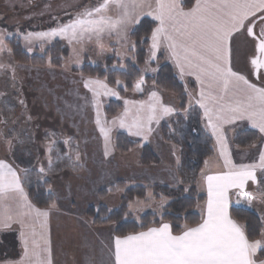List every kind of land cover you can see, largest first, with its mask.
<instances>
[{
  "label": "snow or ice",
  "instance_id": "snow-or-ice-1",
  "mask_svg": "<svg viewBox=\"0 0 264 264\" xmlns=\"http://www.w3.org/2000/svg\"><path fill=\"white\" fill-rule=\"evenodd\" d=\"M113 7L119 10L115 17L110 14ZM257 13L261 15L257 17ZM142 16L158 22L151 34L152 58L164 46L180 75L194 76L198 82V103L219 145L224 170L214 174L202 172L207 202L205 214L196 226L185 225L175 234L170 224L161 223L147 231L117 236L115 264H264V258L257 259L258 252L264 256V232L260 233L261 239H250L243 226L229 214L231 190L249 200L252 193L245 191L249 182L264 191V148L259 151V163H233L222 131L225 124L246 119L264 141V86L257 87L232 68L236 34L243 33L251 38V71L264 82V0H194L187 10L183 0H100L68 22L46 32H28L24 39L31 42L34 37L59 36L70 44L93 39L100 43L105 34L123 38L128 24L139 23ZM253 17L261 22L258 32L254 31ZM3 44L4 36L0 34V45ZM5 68L15 72L11 64L0 62V69ZM143 83L141 78L135 90L142 92ZM84 87L92 92L93 104H98L96 97L101 94L119 98L102 81L88 80ZM149 100V103L124 101L119 126L126 128L129 135L147 139L152 122L159 123L163 116L174 111L160 101L155 91ZM96 123L104 136L107 155L110 129L102 126L99 111ZM257 169L261 172L259 179ZM48 216L49 211H41L30 202L17 170L0 160V229L10 228L13 223L19 225L23 245L19 264H52ZM37 225L41 231H37Z\"/></svg>",
  "mask_w": 264,
  "mask_h": 264
},
{
  "label": "rangeland",
  "instance_id": "rangeland-1",
  "mask_svg": "<svg viewBox=\"0 0 264 264\" xmlns=\"http://www.w3.org/2000/svg\"><path fill=\"white\" fill-rule=\"evenodd\" d=\"M82 1L73 4L72 8L68 4L57 3L52 12L61 15L65 12V15H69L71 11L77 14L100 2ZM40 4L36 3L31 9L27 2L22 0H0V34L4 36V44L0 45V62L11 64L15 69L14 73L12 68L0 69V153L6 154L11 148L9 156H12L14 148L25 150L21 158L23 166L11 161L14 165L21 166L18 170L23 173L25 186L28 188L31 180L39 181L40 184L47 182V191L52 194L53 203L56 202L58 208L64 207L79 217L82 216L94 229L112 227L114 235L113 225H93L85 216L86 210L99 205H104L109 212L116 210L124 192L130 187L140 186L146 191L142 198H136L127 204L125 219L129 216L138 219L146 212L160 217L162 209L169 201L163 197L153 196L149 187L156 184L171 187L194 184L199 193L205 194L207 188L202 176H198V167H201V164L204 167H212L207 172L211 174L218 163L217 158L211 156L208 163V157L205 158L207 151L203 145L204 141L198 139L201 133L195 124L196 118L191 107L192 90L186 91L187 106L184 112L178 111V100L175 95L159 90L153 83L148 85L143 83L142 92L136 91L134 87L131 93L124 92L121 95L118 89L123 88V84L120 81L119 84L116 82L115 87H108L117 92L119 98L101 94L96 97L98 104H93L92 92L84 87V83L98 79L83 76L75 71L85 64L106 68L109 58L114 59L112 70H123L125 63L132 61L134 53L133 43L129 39L131 29L123 38H119L117 43L114 42V45L97 41L65 44L64 38L59 36L43 39L34 37L29 42L24 39L28 33H25L26 31L42 30L46 25L58 26L63 22L62 17L36 16L42 15ZM240 36L241 40L234 41L233 45L234 71L235 68L245 67L243 46H246L247 40L245 35ZM12 38L20 42L23 51L28 55L43 56L44 50L54 41L66 46L69 54L60 68L50 66L49 59L43 67L22 65L11 59L7 41ZM151 52L152 48L146 50V62L140 68L143 82L145 76L156 72V69L150 66L156 59L152 58ZM163 61L165 62L164 56ZM153 91L163 104L173 105L174 111L163 116L159 123L152 122L150 125L152 131L147 134V139L129 135L126 128L119 126V117L123 115L125 109L124 101L149 103ZM162 94L168 95L169 99L162 98ZM110 101L121 106V110L112 117L105 114ZM97 111L102 126L110 129L107 155L104 136L96 123ZM236 129L237 127L233 128L231 132L232 142ZM118 133H124L141 144L126 153H119L115 148ZM257 142H252L247 147L234 145L233 148L238 154L250 157L259 148L255 144ZM142 145L151 147L159 158L158 165L147 167L141 164ZM204 167L200 172H205ZM41 168L44 169L43 172ZM260 174L258 171V179ZM103 191L105 195L101 198ZM247 192L252 193V198L246 204L259 217L264 232V191L257 185L249 186ZM71 254L73 256L75 251Z\"/></svg>",
  "mask_w": 264,
  "mask_h": 264
},
{
  "label": "trees",
  "instance_id": "trees-1",
  "mask_svg": "<svg viewBox=\"0 0 264 264\" xmlns=\"http://www.w3.org/2000/svg\"><path fill=\"white\" fill-rule=\"evenodd\" d=\"M183 3L187 10V7L194 3V0H183ZM156 26L155 21L143 18L129 31V39L133 43L134 53L132 61L126 62L123 70H112L111 66L114 59L109 58L107 59L106 68L85 64L75 72L104 81L111 88L115 87L117 81H120L123 88L118 89L119 94L131 93L135 84L141 79L140 68L146 62V50L149 48L150 37ZM7 44L11 50V59L22 65L43 67L46 60L49 59L50 66L60 68L69 54L68 48L56 41L44 50V55L41 57L26 54L16 38L7 41ZM150 66L156 69V72L153 75L145 76L144 83L147 85L153 83L159 90L175 95L178 100V111L184 112L187 106L186 91L194 89L193 80L180 81L176 77L173 68L163 61L162 55H158L155 61L150 63ZM120 110L119 103L110 101L105 109V114L112 117ZM234 132V145H245L247 147L260 138L257 132L241 127H237ZM243 138L246 139L242 140ZM140 144V141L134 140L124 133H118L115 138V148L119 153H126ZM140 162L147 167L160 163L159 158L149 145L141 146ZM47 184V182L33 184L26 189L28 198L34 207L46 209L53 203L54 199L52 194L47 191ZM149 190L153 192L154 197H163L169 201L162 209L160 217L146 212L138 219H132L130 216L125 219L127 204L136 198H142L145 194L146 189L140 186L128 188L116 210L109 212L104 205H99L96 208L89 207L85 212V216L95 226L113 225L115 235L120 237L145 231L147 228L158 226L162 222L170 224L173 232L179 234L185 225L194 227L201 221L199 214L196 212V207L203 203L206 197L198 192L194 184L176 187L156 184L150 186ZM104 195L105 191L101 192V198ZM229 214L234 220L243 225L250 239L261 238L262 223L257 214L250 208L232 206L229 208ZM258 254L261 255V252H258Z\"/></svg>",
  "mask_w": 264,
  "mask_h": 264
},
{
  "label": "crops",
  "instance_id": "crops-1",
  "mask_svg": "<svg viewBox=\"0 0 264 264\" xmlns=\"http://www.w3.org/2000/svg\"><path fill=\"white\" fill-rule=\"evenodd\" d=\"M22 1L27 2L30 8L31 6L33 7V5H36V3L39 5L40 3L45 2L44 0H37V1L36 0H29V1L22 0ZM47 2L51 3L52 8L55 5H57V3L61 5L68 4L70 8H72L73 7L72 5L75 4L76 2H83V1L82 0H60V1L59 0H48ZM97 4L98 3H96V5ZM96 5H93L90 8H93ZM45 8L46 10L47 9L50 10L48 6H45ZM118 12L119 10L113 7L111 8L110 14L115 17L116 15H118ZM77 14L71 13L70 11L69 15H65V12H63L62 15L61 13L57 14L56 12L55 13L52 12L51 14L50 13L44 14L45 16L44 15H36V16H39V17L42 16V17H48V18L62 17L63 18L62 23H66L71 18H74ZM258 14L259 13H257V15ZM143 18H148V19L153 20L151 17H148V16H142L140 17V20ZM136 24L137 23L135 21L129 23L123 36H125L126 33L129 31V29H132ZM54 27H57V26L55 24H49V25L42 27V30L32 29V30L26 31L25 33L27 32H46ZM241 34L244 35L243 33L236 34V35H239L237 36V38H235L236 42L241 40L242 38L240 36ZM91 41L95 42L96 40L93 39ZM118 41H119V38H117L115 34H113L112 36H108L107 34H105L102 38V42L100 43H103V44L106 43V45L108 44L114 45ZM64 43L70 44L68 40L65 38H64ZM151 43L152 41L150 37L149 49L151 48ZM158 55H162L165 57V62L173 68L174 73L175 75H177V77H179L183 81H186L187 79L193 80L194 89L192 90V93H191V96H192L191 97L192 98L191 107L194 111L193 116L196 118L195 124L198 126L200 133H201L199 134L198 139H202V141H204L203 145L206 147V151H207L205 158L208 157L207 158L208 163L210 161V156L217 158L218 164L213 169V173L211 174L224 170L223 158L220 156L219 145L217 144L216 138L212 133V129L208 127V120L204 115V109L201 108L200 104L198 103L199 91H200L198 82L196 81L194 76L187 75V74L184 76L180 75L179 69L176 67L175 61L171 58L170 54L167 52L164 46H161V48L156 51L155 58ZM235 69L239 74L245 75V77L249 79L247 75L243 72V69L241 68H235ZM249 81L254 83L257 87H261V86H258L255 82L251 81L250 79ZM163 94H162L163 96L162 98H166V100L169 99L167 97L168 95H163ZM170 106L174 108L173 105L170 104ZM235 127L249 129L259 134V137H260L259 141L255 143L259 148L257 152L252 154L250 157H247V155H242V154H238L237 152H235V149L233 148L234 143L231 141L232 139L231 132L233 128ZM222 131L224 132L225 137L227 139L228 150H229V154L231 155L233 163H236V164L259 163V151L262 148H264V141H262L261 139L262 134L259 133L258 129L253 128L248 120L246 119L237 120L235 123L225 124L223 126ZM197 144L200 145L199 143ZM16 149L17 148H14L12 152V156H9L11 148H9V151H7L6 154L0 153V160H5L17 170V173L21 178V181L24 186V190L26 192L27 187L25 186V183H24L23 173L20 170H18V167L23 166L22 164L23 162L21 158H23L22 156L24 155L25 150L20 151V149L19 150L17 149V152H16ZM197 150L199 151V149ZM12 160L14 162H17L21 166H18L17 164L14 165L13 162H11ZM203 167H204L203 164H201V167H198L199 169L198 176H202V172L200 171L203 170ZM204 168L206 169L204 173H207L209 170H211L212 167L211 168L204 167ZM258 171H260V169H257V177H258ZM29 179L31 178L29 177ZM34 181L31 180L30 186L33 184L40 183L39 181L37 182H34ZM249 184L245 189L246 192L249 186L257 187V185L252 184V182H249ZM204 195L206 197L205 201L196 207V212L199 214L200 218H202V216L205 214V211H206L207 192ZM229 201H230L229 208L232 206L249 208L246 204L249 201V199L243 195H238L237 190L230 191ZM237 201H239V203H237ZM52 205H55V207H52ZM40 210L49 211V216L47 218V236L50 241L52 264H115L114 240L116 236L113 234L112 227L94 229L93 227L89 225L86 219L82 218V216L79 217L77 214L72 213L71 211L67 210L64 207L58 208L56 206V202L51 204L48 208L40 209ZM240 225L243 226L242 224ZM152 227H158V226H152ZM24 230L28 231V229H24ZM37 231H41V229L39 228V225H37ZM19 232H20V228H19V225L16 223H13L10 228L0 229V264H19L22 254H23V245H22V242L19 236ZM74 251H75V254H73L72 256L71 253ZM261 258H264V256L257 253V259H261Z\"/></svg>",
  "mask_w": 264,
  "mask_h": 264
},
{
  "label": "flooded vegetation",
  "instance_id": "flooded-vegetation-1",
  "mask_svg": "<svg viewBox=\"0 0 264 264\" xmlns=\"http://www.w3.org/2000/svg\"><path fill=\"white\" fill-rule=\"evenodd\" d=\"M37 1V0H36ZM45 2L44 3H41L40 5V9H42V15L44 14H48V13H52V6H51V3H48L47 1L48 0H44ZM45 6H48L50 10H46ZM56 7V5L54 6ZM53 7V8H54ZM261 15L260 13L257 15V17ZM257 17H253L252 19L253 20H256V27L254 28V31H259V26H260V21L257 19ZM246 37V35H245ZM246 40H247V44L246 46H243V52H244V57H245V67L242 68L243 69V72L247 75V77L255 82L258 86H264V82L261 81V79H259L255 74L252 73L251 71V65L249 64V60L251 59V53H252V45L251 43L249 42L251 40L250 37H246ZM250 43V44H248Z\"/></svg>",
  "mask_w": 264,
  "mask_h": 264
}]
</instances>
